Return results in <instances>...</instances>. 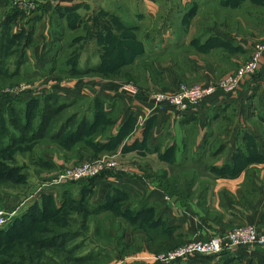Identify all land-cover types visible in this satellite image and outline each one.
Returning <instances> with one entry per match:
<instances>
[{
  "label": "crops",
  "instance_id": "obj_1",
  "mask_svg": "<svg viewBox=\"0 0 264 264\" xmlns=\"http://www.w3.org/2000/svg\"><path fill=\"white\" fill-rule=\"evenodd\" d=\"M33 1L29 10L0 0V8L18 11L14 31L28 34L32 26L19 67L32 82L31 96L24 98L58 95L71 102L73 113L77 111L73 120L86 118L85 129L96 112L93 99L98 98L112 121L102 135L93 137V142L106 146L98 152L83 142L67 150L57 143L45 144L39 157L52 167L48 175L92 154L114 153L118 162L117 169L91 185L83 180L41 186L57 185L62 195L71 193L68 198L83 199L94 207L110 203L121 211L141 212V217L144 209L152 208L155 218H162L159 227L167 238L180 242L205 240L238 224L264 229V57L233 94L217 90L183 113L161 109L144 114L148 92L209 83L249 59L254 44L264 41V0H111L121 19L135 26L143 45L134 64L122 66L112 78L52 74L53 61L64 50L63 42L57 43L55 18H65L67 11L78 15L90 3L94 7L95 0ZM101 1L103 5L105 0ZM84 58L82 54L80 66ZM127 78L140 87L135 97L119 92ZM51 198L57 206L63 201L59 194ZM126 226L131 227L127 222ZM135 232L139 238L134 248L140 247L144 256L150 254L144 231ZM125 264L162 263L147 259ZM170 264H264V246L196 255Z\"/></svg>",
  "mask_w": 264,
  "mask_h": 264
},
{
  "label": "trees",
  "instance_id": "obj_2",
  "mask_svg": "<svg viewBox=\"0 0 264 264\" xmlns=\"http://www.w3.org/2000/svg\"><path fill=\"white\" fill-rule=\"evenodd\" d=\"M17 13L18 11L11 7L4 11L0 19V87L4 84L20 81L18 77L23 75L20 73L19 67L24 60L25 48L32 38V26L29 27L28 34H25L26 31H23V29L14 31L13 22ZM113 16L118 24L115 20L113 24L110 21L98 22L99 25L102 23L109 31L104 37L107 40V46L103 49V56H101L100 61L90 66L89 69L80 67V52L78 51L72 57L70 56L69 66L63 68V71L61 70L63 75L79 77L93 74V76L101 78L116 77L119 75V69L122 66L131 64L134 58L142 52V43H132L134 36L127 33L128 30L134 32L135 26L124 22L119 15ZM69 25L70 27L77 26V24ZM116 26L120 29L119 32L122 30L120 35H112V31L117 29ZM61 73L60 75H62ZM93 102L96 112L89 123V128L85 129L86 118L73 120L77 111L74 113L73 111H66L71 102L68 104L61 101L58 95L48 94L26 99L17 96L8 99L6 107L0 108V180L4 182V185L9 183L16 186L26 184L27 176L23 171L24 165L15 163L17 162L16 154L25 148L31 149L35 144L54 142L64 146L67 150L68 147L71 149L78 142H83L93 145L92 147L96 149V152L105 149L106 146L99 141L93 142V137L98 133L102 135L108 129L107 127L111 126V117H108L111 113L100 107V99L94 98ZM102 117L104 120L100 121ZM98 121L101 122V125ZM81 136H86L87 139L82 140ZM96 157L98 156L92 154L91 158ZM35 163L40 164L45 169H52L50 164L48 165L41 157ZM94 179L83 180L91 185ZM66 182L75 181H65L61 184ZM5 194L6 192L0 189V197H4ZM62 197L63 201L57 207H53V201L49 195L41 197L40 204H30L16 217L8 221L7 226L0 228V264H45L54 262L53 257L43 251L46 248H57L56 250L62 252L67 259L73 262L80 263L94 260L99 256L98 254L95 256L91 253L74 254L75 248L79 246L78 242L65 245V238L67 237L66 240L68 238L72 239L74 236L67 231L58 233L55 230L66 228V222L71 221L70 219L73 218L72 213L75 212L69 210V207L74 206L78 207L79 210L86 209L87 215L98 214L102 209L105 211L117 210L118 214L126 220L131 228L134 230L140 228L144 231L145 247L150 254L183 243L174 237L167 238L166 230L163 231L159 227L160 222L162 224V218L156 219L152 208L144 209L141 217V212L138 214L135 211H121L119 208L109 207L110 203H100L94 207L83 199L76 201L75 198H68L72 197L69 192L62 195ZM85 221L86 217H82L78 223L84 225ZM75 236L79 237L80 233H76ZM125 236V234L122 237L115 236V242L121 244V240ZM100 237L107 240L109 244L111 243V236L109 238L108 235L101 234ZM122 248L124 249V247ZM104 249H106V246ZM56 250L53 253H57ZM139 250L140 247L136 249V251ZM14 256H17V258Z\"/></svg>",
  "mask_w": 264,
  "mask_h": 264
},
{
  "label": "rangeland",
  "instance_id": "obj_3",
  "mask_svg": "<svg viewBox=\"0 0 264 264\" xmlns=\"http://www.w3.org/2000/svg\"><path fill=\"white\" fill-rule=\"evenodd\" d=\"M19 1L20 0H11V3L19 7L18 4ZM98 1L99 0L94 1L96 4L94 5V7L91 3L89 7H87L88 5L85 6L86 8L84 7L82 10H80L79 11L80 13L78 12V15H75L76 12L71 13L70 11H67L65 13V18H59V17L55 18V22H54L55 34L56 36H58L59 39L57 40V43L58 41L59 42L62 41L64 50L63 53H61V58L55 59L53 61L52 65L53 67H55L54 70H56L53 71L52 73L53 76L58 78L59 77L71 78L63 75V73H61V70L69 66L68 61L70 56L72 57V55H74L78 51L80 52V56L82 54L83 56H85L84 58L85 61L82 63L80 67H86L89 69V67L94 64V61H98V62L100 61L101 56H103L102 54L103 49L107 46L106 43L107 40L104 39V37L109 33V31L104 25H102V23H100L99 25L98 22L110 21L111 24H113L114 20L117 22V20L113 18L114 17L113 15H119V13L115 9H112L111 0L103 1V5H101L102 1L101 2ZM4 11H6L5 8H0V19ZM69 24H77V26L70 27ZM127 24L131 25L130 23ZM119 30L120 29H118L117 27L115 31H112L113 32L112 35H120V33H122V30L121 32H119ZM127 33L134 36V40L132 41V43L138 44L141 42L139 40L140 36L137 33L136 28L134 32L128 30ZM102 39L104 40L101 41ZM59 45H61V43ZM135 58L133 62H131V64H134ZM131 64H126V65H131ZM60 73L62 75H60ZM22 75L23 76L18 77L20 78V81H17L16 83L13 82V83L4 84L2 87H0V97L6 100L5 103H2L4 106L0 108H5L7 105V101L10 98H14L17 96H22L24 98V95L27 96L29 94V89H27L26 91L18 92V94L16 95H11L9 93L10 88H14L16 91H18L17 86L22 82H26L29 85L32 84V82L28 80L29 76H27L25 73ZM86 76L90 77L93 76V74L91 75L86 74ZM130 80L133 79L127 78V80L124 81H130ZM30 96L31 95H28V97ZM35 96H40V95L38 94ZM66 111L70 112L73 111V109L72 107H68ZM53 143L54 142H51L50 144ZM44 145L45 144H41V143L35 144L31 147V149L25 148L19 153L17 152L16 154L17 162L15 163H17L18 165H24L23 171L27 176V179L25 180L26 184L16 186L13 185L12 183H9L7 184L9 186H7L4 185V182L0 180V189H2L3 192H6L4 197H0L2 198L0 200V210L10 211L12 209H16L17 210L16 216H17L19 213L23 211V209H25V207H28L30 204L33 203L40 204L41 197L47 195H49L50 197H57L58 194L59 197H62L64 191L61 192V190H58L57 185L46 184V186H41L44 183L50 182L52 177L54 176V175L51 176L48 175L49 173H53V170L41 168L39 166L40 164L35 163V161L37 162V159H39V153H42L41 150L45 148ZM52 149L54 150L55 148ZM58 185H62V184L59 183ZM35 197H39V198L35 199ZM52 201L54 205L53 207H57L55 198H52ZM69 210L75 211L74 213L71 212L73 214V218H71L70 219L71 221L68 222H66V220L64 219L66 222V228L65 229L57 228L55 229L56 232L59 233V232L67 231L74 236L72 239L68 238L66 240L67 237L65 238L66 241L65 245L78 242L79 246L75 248L73 252L74 254L79 255V254L91 253L94 256L96 254H98L99 256H97L94 260H88L86 262L83 261L77 263L67 259L62 252L56 250L57 248H52V249L46 248L43 251H46L48 254H50L53 257L54 262H47L45 264H114L120 259H124L125 257H129L131 255L136 254V256H142V254L139 253L140 251H136V249L134 248L136 246V238L139 237L136 235V232L133 228L131 227L129 228L126 226V220L118 214L117 210L105 211L102 209L98 212V214H92V215L89 214L87 215L86 209L79 210V208L76 206L69 207ZM82 217H86V221L84 225H80V223H78L79 220L82 219ZM4 226H7V223L1 225L0 228ZM75 230H77L78 232ZM76 233L77 234L80 233V236L76 237L75 236ZM101 234L108 235L109 238L111 236L112 239L111 243L109 244L107 240L101 238L100 237ZM124 234L126 236L123 240H121V244H117L115 242V236L122 237V235ZM105 246L106 249H104ZM122 247H124V249ZM54 250L58 252L53 253ZM14 257L17 258V256ZM125 260L126 259H124L123 261Z\"/></svg>",
  "mask_w": 264,
  "mask_h": 264
},
{
  "label": "built area",
  "instance_id": "obj_4",
  "mask_svg": "<svg viewBox=\"0 0 264 264\" xmlns=\"http://www.w3.org/2000/svg\"><path fill=\"white\" fill-rule=\"evenodd\" d=\"M33 0H20L19 5L31 10L34 8ZM264 57V41L254 44L251 57L238 65L235 70L227 73L214 82L182 84L175 91L154 90L147 93L146 110L149 114L155 110L167 109L176 112H186L195 108L202 100L211 96L217 90L227 94H233L240 82L246 76L253 75L259 67L260 58ZM9 89L11 95L26 91L30 85L22 82ZM119 92L126 97H135L140 92V87L132 81H124L119 85ZM116 154L105 153L96 158L83 160L80 163L64 168L55 175L51 182L79 181L89 178H97L108 171L117 169ZM17 214L16 209L10 211L0 210V226L6 224ZM264 246V229L255 224H238L229 229L213 235L208 239H192L185 241L173 248L142 256L131 255L120 259L114 264L132 262L135 260H154L162 264H170L180 259L191 258L196 255L215 256L223 252H234L240 248H255Z\"/></svg>",
  "mask_w": 264,
  "mask_h": 264
},
{
  "label": "water",
  "instance_id": "obj_5",
  "mask_svg": "<svg viewBox=\"0 0 264 264\" xmlns=\"http://www.w3.org/2000/svg\"><path fill=\"white\" fill-rule=\"evenodd\" d=\"M66 1H70V0H66Z\"/></svg>",
  "mask_w": 264,
  "mask_h": 264
}]
</instances>
